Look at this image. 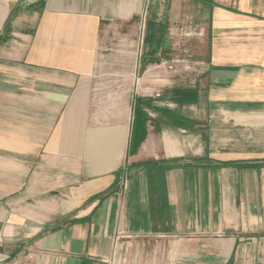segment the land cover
<instances>
[{"label":"crops","instance_id":"obj_1","mask_svg":"<svg viewBox=\"0 0 264 264\" xmlns=\"http://www.w3.org/2000/svg\"><path fill=\"white\" fill-rule=\"evenodd\" d=\"M0 264H264V0H0Z\"/></svg>","mask_w":264,"mask_h":264},{"label":"rangeland","instance_id":"obj_2","mask_svg":"<svg viewBox=\"0 0 264 264\" xmlns=\"http://www.w3.org/2000/svg\"><path fill=\"white\" fill-rule=\"evenodd\" d=\"M168 14L169 13L167 12L166 14H159L158 16L160 19H167ZM155 30L156 32L162 31L161 34L163 42L161 48H158L157 46V49H154V41H148L150 42L148 43L149 47H151L154 51L152 54H149V52L147 53L148 59L151 57H153V59L156 57L159 58L158 61L151 63L152 65L150 66V74L146 76L148 90L146 91L147 95L145 97L148 99H157L156 96L153 97V95L156 94L154 88L161 87V85L165 83L164 81H166V79H168L167 83H170L172 73L178 75L180 84L190 83L191 74L189 71L192 68V61L190 60L189 54L193 53L194 51L203 52V38L206 36V31L199 28L177 29L175 27L170 28V26H168L167 28ZM145 33L146 37L149 38L150 28H147ZM193 39L196 42L195 47L190 45V42ZM171 40L176 42L175 47L172 45ZM172 47L173 50H171ZM173 58H177L178 61H170ZM161 60L164 61V66H162V68H156L154 66L155 63H159ZM160 77H162V80Z\"/></svg>","mask_w":264,"mask_h":264},{"label":"built area","instance_id":"obj_3","mask_svg":"<svg viewBox=\"0 0 264 264\" xmlns=\"http://www.w3.org/2000/svg\"><path fill=\"white\" fill-rule=\"evenodd\" d=\"M158 94H156V96H157Z\"/></svg>","mask_w":264,"mask_h":264}]
</instances>
